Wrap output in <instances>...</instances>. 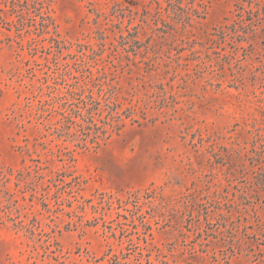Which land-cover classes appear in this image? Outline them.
Here are the masks:
<instances>
[{"label":"rangeland","instance_id":"374dc122","mask_svg":"<svg viewBox=\"0 0 264 264\" xmlns=\"http://www.w3.org/2000/svg\"><path fill=\"white\" fill-rule=\"evenodd\" d=\"M0 264H264V0H0Z\"/></svg>","mask_w":264,"mask_h":264},{"label":"trees","instance_id":"16d2710c","mask_svg":"<svg viewBox=\"0 0 264 264\" xmlns=\"http://www.w3.org/2000/svg\"><path fill=\"white\" fill-rule=\"evenodd\" d=\"M92 98V97H91ZM119 120H122V118L119 116ZM91 122V121H90ZM109 136H111L109 134V130L106 129L105 127H97V135L95 136V139L92 140V144L95 146V147H99L102 142H105ZM82 147H87V144H82ZM69 153V156H70V160H73L74 157L72 155V152H68Z\"/></svg>","mask_w":264,"mask_h":264}]
</instances>
